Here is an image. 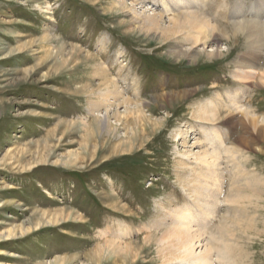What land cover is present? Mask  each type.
Segmentation results:
<instances>
[{
    "label": "rangeland",
    "instance_id": "374dc122",
    "mask_svg": "<svg viewBox=\"0 0 264 264\" xmlns=\"http://www.w3.org/2000/svg\"><path fill=\"white\" fill-rule=\"evenodd\" d=\"M110 1L0 0V264H54L57 258L63 259L60 264H162L156 246L143 243L148 233L143 226L160 217V205L195 204L185 185L191 184L193 171L180 166L179 154L204 145L194 144L202 133L191 112L217 93L226 101L224 92L238 87L232 73L245 52L244 39L221 37L205 46H191L180 34L159 39L158 33L134 29L130 12L111 10ZM237 1L227 0L228 13ZM134 3L164 12L162 0ZM42 6H49V13L41 12ZM61 41L66 50L71 45L81 50L77 66L59 67L55 50ZM213 45L222 55L202 52ZM85 55L89 60L82 62ZM94 64L105 67L126 97L162 122L132 151L116 144L124 129L112 113H122L123 107L110 111L115 131L94 130L87 108L88 91L100 82L91 76ZM86 82L92 85L83 90ZM243 89L240 102L264 119V87L256 83ZM185 91L190 95L171 108L157 99ZM223 113L218 126L224 147L216 166L220 187L210 192V217L200 220L214 249L211 264H264V141L247 128L242 113ZM185 123L189 130L182 146L175 130L187 128ZM41 154L45 161H37ZM189 163L197 169L192 159ZM112 197L125 209L111 207ZM61 209L70 217L35 226L41 212ZM13 227L17 235L6 237ZM124 229V241L134 243L139 254L110 253L94 261V249L104 243L101 230L113 235Z\"/></svg>",
    "mask_w": 264,
    "mask_h": 264
},
{
    "label": "bare ground",
    "instance_id": "6f19581e",
    "mask_svg": "<svg viewBox=\"0 0 264 264\" xmlns=\"http://www.w3.org/2000/svg\"><path fill=\"white\" fill-rule=\"evenodd\" d=\"M135 1L137 0L128 3V0H111L109 7L111 10L121 9L125 12H130L131 24L136 25L134 29L158 33L159 39H171L180 34L183 41L191 46L200 45L201 43L205 46L206 42L210 41L217 43L221 37L230 38L233 41H236L238 37H243L244 39L245 52L239 55L238 60L234 62L235 70L232 73V77L238 82V87L224 92L226 101L223 100L220 93H217L213 97L198 103L193 112H191V117L197 122V126L200 127L202 133V139L197 140L194 144L204 145L201 150L193 151L192 147L179 154L184 160L180 162V166L184 169L191 168L193 171L190 178L191 184L185 183V185L191 188L190 194L195 204H187L179 207V209L166 208L160 205V217L151 220L148 225L143 226L148 232L147 236L143 238V243L156 246V253L162 264H211V254L214 249L210 241L204 238L205 225L201 224V222L211 215L210 210L214 202L209 201L210 192L218 190L220 187V172L217 171L216 166L218 165L219 150L224 147V141L221 138V131L218 126L219 120L225 116L223 112L225 111L227 116L230 113H242L247 128L249 127L264 141V119L260 120L255 117L256 114H250L249 107H244L240 102L246 93L243 86L251 87L252 84L257 83L264 87V0H255L249 6L244 5L243 0H238L235 4V9L230 13H228L227 0H162L164 1L163 13L148 12L144 8L145 6L142 5L137 8L135 7V5L137 6L134 3ZM208 4L209 8H207ZM40 10L41 12H47L49 6H42ZM163 14L168 15L169 19L167 21L164 20ZM238 15L243 18L231 21V24L225 23L228 22L229 18ZM46 34L50 33L46 31ZM47 37L46 35L43 39ZM65 46L66 44L61 41L60 46L55 50V57L59 59V67L67 66L73 62L76 63L80 59L81 50L77 46L71 45L69 50H66ZM202 52L207 53L208 57L211 58L222 55L221 47H215L214 45L210 46L207 52ZM202 52L199 51L198 54L201 55ZM180 54L188 55L189 53L180 52ZM198 54L196 53L194 56H198ZM88 56L85 55L82 62L89 60ZM260 61L262 63L261 67H259ZM77 64L75 65L77 66ZM93 67L91 68V76H96L100 79L99 84L91 88L88 91L89 94H87L90 97L87 99V108L94 117L93 124L96 128L94 130L99 132L102 126H105V133L109 134L115 131L116 127L109 120L110 111L113 108L116 110L118 107H123L122 113L118 110L112 113L115 122L122 125L124 129V137L116 144L121 151H132L148 138L145 136L147 131L154 132L160 125L162 126V122L152 119L146 114L140 103L126 97L123 91L117 88L114 80L110 78L105 67H100L96 64ZM91 85L92 82H86L82 89L87 90ZM190 93L185 91L177 94H164L161 97H157V99L158 101L163 100L159 104L164 102L171 108L186 99ZM187 124L183 125V127H187L184 130L182 128L175 130V137H181L182 146L187 143L185 137L189 130V125L187 126ZM82 125L85 128L89 127L87 123ZM94 130L92 129L89 134H93ZM55 131H57V127L52 130V133ZM43 143L46 146L48 145L46 140ZM224 150L227 151L226 148ZM73 155L77 158L75 154ZM38 156L39 160H36L41 162L45 161L47 157L44 154ZM232 156L234 155L232 154ZM191 159L198 166L197 169L190 166L189 160ZM208 179L212 180L211 184ZM214 200H216V196ZM110 206L115 209H125L113 197L110 201ZM199 210L200 216L196 217L194 212ZM40 214L43 220L39 219L35 222V226H39L41 224L40 221L44 220L50 224L58 223L71 215L65 209L52 213L43 211ZM18 229L20 233L24 231L22 225ZM125 231L126 229L109 235L106 230H101L104 243L94 249L92 253L93 260L97 261L105 254L110 253L137 256L139 254L138 247L136 248V245L132 242L124 241ZM16 233L17 230L13 227L6 232V237H14L17 235ZM12 255L13 253L9 254V256ZM62 260L57 258L54 264H60Z\"/></svg>",
    "mask_w": 264,
    "mask_h": 264
}]
</instances>
